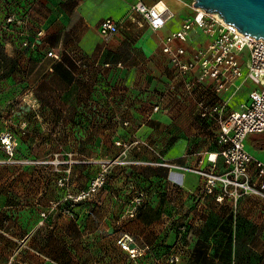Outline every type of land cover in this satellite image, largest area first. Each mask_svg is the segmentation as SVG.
Segmentation results:
<instances>
[{
  "label": "crops",
  "instance_id": "crops-1",
  "mask_svg": "<svg viewBox=\"0 0 264 264\" xmlns=\"http://www.w3.org/2000/svg\"><path fill=\"white\" fill-rule=\"evenodd\" d=\"M132 2L0 0V130L11 132L18 145L86 147L90 159L109 161L81 172V185L74 181L78 191H88L95 176H103L105 182L78 202L67 201L71 214L61 225L52 223V232L17 236L0 230V264H264V239L240 234L254 230L255 224L238 226L235 215L229 228L211 224L212 217L223 219L229 213L252 209L255 201L264 204L262 197L248 194L234 200L224 195L221 199L219 187L207 193L204 179L192 171L169 173L181 186L179 197H156L157 190L169 187L166 175L146 168H118V163L111 162L117 144L123 138L133 139L135 126H143L145 140L157 143L164 157L185 155L192 147L185 138L202 136L206 129L197 115V100L218 101L229 93L217 90L216 81L208 75L200 79V66L178 74L162 49L164 37L192 15L186 5L164 0L174 19L154 30L159 33L156 41L143 37L146 24L122 23L127 3ZM108 16L123 26L104 43L98 26ZM209 40L206 33L192 27L186 40L176 38L171 45L182 46L181 60L188 62L193 50L205 48ZM51 50L58 57L47 55ZM187 83L192 85L187 87ZM254 86L246 80L228 107L236 108ZM11 98L17 99L16 107L9 105ZM155 105L159 110H152ZM158 130H162L160 137ZM219 149L216 142L205 153L213 155ZM203 162V158L196 159L198 166ZM221 162L218 156L216 169H221ZM127 174L131 182L122 184ZM158 180L160 186L155 184ZM124 187L133 193L150 190L147 197L139 198L133 217L127 214L132 200L120 199ZM124 233L140 249H149L131 258L117 244ZM225 234L230 240L227 247ZM181 244L180 259L168 263L167 253ZM12 256L16 257L13 262Z\"/></svg>",
  "mask_w": 264,
  "mask_h": 264
},
{
  "label": "built area",
  "instance_id": "built-area-1",
  "mask_svg": "<svg viewBox=\"0 0 264 264\" xmlns=\"http://www.w3.org/2000/svg\"><path fill=\"white\" fill-rule=\"evenodd\" d=\"M197 8L195 14L183 19L179 29L164 37L162 49L169 54L172 64L178 69V74L183 75L186 71L200 66V79L208 75L216 81L217 90L223 88L229 92L225 98L218 101L202 98L196 102L198 117L205 122L213 121L218 125L215 139L220 149L213 157L212 153L209 154L207 168L198 166L190 168L167 160L157 164L167 166L171 171L195 172L204 179V189L207 193L219 187L221 199L228 195L238 200L248 194H255L264 199V160L251 152L246 145L249 135L264 133V38L242 33L235 25L224 22L218 14ZM130 9L131 21H136L140 26L146 24L153 30L161 29L173 16V12L166 5L159 8L156 3L147 4L142 0H134ZM8 21L11 19L8 18ZM122 26L123 24L113 17L102 19L98 26L101 40L104 43L109 42ZM192 27L202 30L210 40L205 48L193 50L190 61L183 62L181 55L185 53L184 48L182 46L174 48L171 42L176 38L186 40ZM47 55L58 57L54 50L48 51ZM246 80L252 81L255 86L248 91L245 100L237 103L236 108L228 107L229 100ZM186 85L190 87L192 83ZM158 109L159 106L155 105L152 110ZM12 138L13 135L9 131L1 132V143L6 150L12 148ZM218 156L222 158V171L215 168ZM111 162L118 163V157ZM104 182V177L98 176L91 182L89 190L83 192L79 198L86 196L89 191H95ZM138 200L139 198H136L130 202L127 214L131 217L136 215ZM117 244L121 249L128 251L131 258H136L140 252L149 249L148 246L140 249L133 237L127 233L117 239ZM183 249L184 246L181 244L168 252L165 256L168 263L177 262Z\"/></svg>",
  "mask_w": 264,
  "mask_h": 264
},
{
  "label": "rangeland",
  "instance_id": "rangeland-1",
  "mask_svg": "<svg viewBox=\"0 0 264 264\" xmlns=\"http://www.w3.org/2000/svg\"><path fill=\"white\" fill-rule=\"evenodd\" d=\"M151 1V4H153L157 0ZM173 1L186 5L190 9L188 14L191 13L193 15L196 13V8L193 5L194 0ZM130 2H132V0H130ZM127 5L128 7L125 13L121 16V18L125 17L124 20L121 19L122 23L127 26L132 23L137 24L136 21H131L129 18L131 14V4L127 3ZM173 19L174 18L171 17L169 22L172 23ZM143 37L153 38L158 41L159 33L148 27ZM17 104L18 101L16 98L10 99V106L16 107ZM201 122V125L206 128L205 133L202 136L195 135L192 139L185 138L186 143L191 142L193 147L186 150L184 152L185 155L176 153L177 155L175 157H164L157 143L145 140V130L143 126H135L131 129V136L133 139L123 138L120 145L117 144V155L113 156V158L115 159L118 157V168L125 167L131 170L146 168L157 171L160 173V176L166 175V181L169 187L165 188V190L162 188L160 191L157 190L154 195L162 198H177L181 195V186L177 182L178 180L170 177L169 174L175 171H171L167 166H159L157 163L167 160L177 165L182 164L194 168L198 166L196 159L203 158L204 162L198 167L207 168L208 163H206L205 160H208L209 153L206 154L205 151L215 147L217 142L215 135L218 125L213 121L205 122L201 120ZM124 126L127 125L124 124ZM1 132L3 131L0 130V135ZM188 133L189 134H186V136L190 135V132ZM125 134H128L127 131ZM156 134L157 137H160L162 130H158ZM252 136H264V133H252L246 140V145L250 151L264 159V148L256 149L251 147L250 140ZM12 139V148L10 150L5 149L0 139V230L17 236L26 234H48L53 231V228L50 227L52 223L56 222L57 225L64 223L66 220L65 217L71 214L70 208L72 206L69 203L78 202L81 199L79 198L80 195L85 192L78 191L77 184L74 182L77 181V183L81 185L79 182L80 176L82 175L81 172L83 170L90 171L91 167L97 166V163L102 165V163H109V161L106 159V161L102 160L97 162L93 160L94 158L90 159V154H87L85 151L86 147L64 145L27 147L16 144L14 136ZM198 149L200 152H198ZM147 152L148 154L152 153L153 156L148 158L146 155H141ZM198 153H200V155ZM32 155H34L35 158H30ZM131 161L136 162L132 163ZM86 166L89 167L86 168ZM220 168V171H222L223 165H221ZM176 171L179 172L178 170ZM97 177L95 176L91 179L90 185ZM196 177L202 178L198 174ZM130 178L131 174H127V176L123 177L122 184L131 182ZM159 183L160 180L155 183L156 186H160ZM124 188L120 193V199L121 201L124 200L126 203L136 198L147 197L150 193V190H147V188L146 190H137L136 193H133L131 188ZM253 204L254 206L252 209L239 210L240 212L237 214L229 213L225 215L226 217L223 219H220L218 216L212 217L211 224L220 225L224 229L227 227L229 228L230 219L235 215L237 217L236 224L238 226L256 225L254 230L240 232L241 235L251 239H254V237L258 240L264 239V204L257 201L253 202ZM195 229L199 230L200 227L197 225ZM3 232L0 231V233ZM226 236L227 234L222 235L225 246L227 247L230 244V240L229 236L228 238ZM32 249L38 251V249ZM26 250L29 249L26 248ZM15 260L16 257L12 256L11 262Z\"/></svg>",
  "mask_w": 264,
  "mask_h": 264
},
{
  "label": "water",
  "instance_id": "water-1",
  "mask_svg": "<svg viewBox=\"0 0 264 264\" xmlns=\"http://www.w3.org/2000/svg\"><path fill=\"white\" fill-rule=\"evenodd\" d=\"M193 5L217 13L242 33L264 38V0H194Z\"/></svg>",
  "mask_w": 264,
  "mask_h": 264
},
{
  "label": "trees",
  "instance_id": "trees-1",
  "mask_svg": "<svg viewBox=\"0 0 264 264\" xmlns=\"http://www.w3.org/2000/svg\"><path fill=\"white\" fill-rule=\"evenodd\" d=\"M250 145L256 149L264 148V136H252Z\"/></svg>",
  "mask_w": 264,
  "mask_h": 264
},
{
  "label": "bare ground",
  "instance_id": "bare-ground-1",
  "mask_svg": "<svg viewBox=\"0 0 264 264\" xmlns=\"http://www.w3.org/2000/svg\"><path fill=\"white\" fill-rule=\"evenodd\" d=\"M156 4H157V6H158L159 8H161L163 5H166L165 2H164V0H157V1H156ZM195 8H197V7H195ZM197 9H200L201 11H203L202 8H197ZM212 156H214V154H213Z\"/></svg>",
  "mask_w": 264,
  "mask_h": 264
}]
</instances>
